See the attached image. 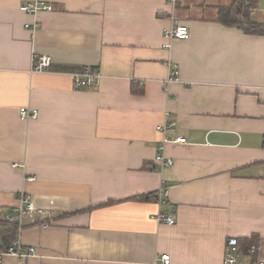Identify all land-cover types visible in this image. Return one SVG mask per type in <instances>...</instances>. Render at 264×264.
<instances>
[{
  "label": "crops",
  "instance_id": "1",
  "mask_svg": "<svg viewBox=\"0 0 264 264\" xmlns=\"http://www.w3.org/2000/svg\"><path fill=\"white\" fill-rule=\"evenodd\" d=\"M23 1L0 0V250L36 253L0 264H225L242 238L240 264L264 262V31L248 27L264 0H50L35 17ZM172 16L190 35L165 48ZM86 68L104 77L77 89ZM21 192L48 227L9 220Z\"/></svg>",
  "mask_w": 264,
  "mask_h": 264
},
{
  "label": "built area",
  "instance_id": "2",
  "mask_svg": "<svg viewBox=\"0 0 264 264\" xmlns=\"http://www.w3.org/2000/svg\"><path fill=\"white\" fill-rule=\"evenodd\" d=\"M169 4L175 6L176 0H167ZM20 9L31 16H36L40 11H51L53 6L50 0H24ZM190 35V29L186 24H183L175 16L171 17L170 27L164 30L165 42L163 46L165 48H170L172 43L175 40H184L187 39ZM52 60L49 56L42 55L38 59H34L32 64V72L34 73H43L47 72ZM73 76V85L77 89L90 88L93 85H96L104 75L96 70L91 68H86L83 71L72 73ZM167 83L171 84L174 82L181 83L182 80L179 77L178 66L175 63L170 64L169 76L165 80ZM166 115H170L169 112ZM20 116L24 119H31L36 116V112H31L27 109L20 110ZM175 122L172 120L165 121L162 124H158L156 129L162 133L167 131L174 130ZM164 142H175V143H185L186 138L183 136H176L170 138L166 136ZM159 151L155 157L160 167H166L173 164V159L166 157L164 152V145L160 144L158 147ZM170 191L165 184H162V188L159 191V194L155 199L158 202H165L169 197ZM19 203L11 208V213L9 220L11 222H17L22 227L26 222L30 225H40L42 227H48L50 225V217L53 216L52 212L49 209L41 208L36 206L32 200V196L26 192H21L18 196ZM157 220L160 222H167L169 224H174L175 219L173 216H167L163 213L158 214ZM21 241L15 240L8 248L5 250H0V259L3 255L10 254L23 260L30 256H33L36 253V248L29 247L27 251H23L21 248ZM241 252L239 246L235 244H230L226 249V259L225 264H240ZM154 264H171V255L163 254L159 259H157ZM260 264H264L261 262Z\"/></svg>",
  "mask_w": 264,
  "mask_h": 264
},
{
  "label": "trees",
  "instance_id": "3",
  "mask_svg": "<svg viewBox=\"0 0 264 264\" xmlns=\"http://www.w3.org/2000/svg\"><path fill=\"white\" fill-rule=\"evenodd\" d=\"M227 12V15L223 16L225 17V21H230V16H229V12L228 10L225 11ZM233 21L234 22H237L236 19H234L233 17ZM232 21V22H233ZM248 27H249V30H254V31H264V27L261 26V24H257V23H249L248 24ZM237 244L239 246V248L241 249V251L244 253V254H249L252 252L253 250V247H254V244H255V241L253 239H250V238H242V239H239L237 241Z\"/></svg>",
  "mask_w": 264,
  "mask_h": 264
},
{
  "label": "rangeland",
  "instance_id": "4",
  "mask_svg": "<svg viewBox=\"0 0 264 264\" xmlns=\"http://www.w3.org/2000/svg\"><path fill=\"white\" fill-rule=\"evenodd\" d=\"M255 12H256V11H255ZM257 14H264V11H263V13H259V12H258Z\"/></svg>",
  "mask_w": 264,
  "mask_h": 264
}]
</instances>
